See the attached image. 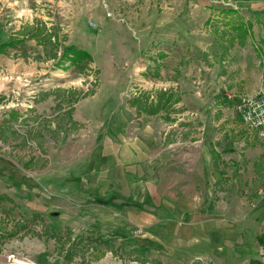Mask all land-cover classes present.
I'll return each instance as SVG.
<instances>
[{
  "label": "rangeland",
  "instance_id": "rangeland-1",
  "mask_svg": "<svg viewBox=\"0 0 264 264\" xmlns=\"http://www.w3.org/2000/svg\"><path fill=\"white\" fill-rule=\"evenodd\" d=\"M251 20L255 35L253 30L248 35L236 30L238 25L246 29ZM262 25L264 0H0V45L21 39L17 33L23 27L55 35L50 40L46 34L40 40L26 36L24 43L0 55V158H17L29 170L38 166V157L47 155L54 142L75 140L80 128L108 117L124 116L129 124L158 128L176 122L192 128L205 122L211 130L220 128L224 144L241 147L236 164L216 170L221 189L237 185L239 191L245 190L249 183L241 182L243 175H264V128L245 125L235 105L222 101V89L236 98L240 84L236 75L247 73L251 82L257 70L264 72L257 53ZM249 45L251 67L245 69L242 64L250 59L243 50ZM72 46L93 60L79 67L61 66L60 58ZM162 48L172 53L173 73L164 83L139 81L140 76L148 82L161 77L155 70L140 72L133 67L158 62ZM182 66L190 68L184 87L174 84ZM217 75L228 79L218 82ZM254 91L249 87L239 98ZM12 110L18 111L14 118ZM191 112L199 113L198 118ZM77 115L83 118L75 121ZM255 184L259 189L263 185L258 179ZM5 197L0 202V264H10V255L23 264L146 263L132 255H105L96 232L80 237L67 228L56 235L42 220L3 209L10 202ZM90 250L93 253L88 254Z\"/></svg>",
  "mask_w": 264,
  "mask_h": 264
},
{
  "label": "crops",
  "instance_id": "crops-1",
  "mask_svg": "<svg viewBox=\"0 0 264 264\" xmlns=\"http://www.w3.org/2000/svg\"><path fill=\"white\" fill-rule=\"evenodd\" d=\"M251 49L249 45L243 50L250 59L242 64L245 69L251 67ZM161 51L158 62L133 67L140 72L155 70L161 77L148 82L140 76L139 81H167L174 67L172 53ZM257 71L251 82L247 73L234 76L240 83L236 98L223 87L222 101L234 105L249 87H255L252 96L264 89V72ZM218 77V82L228 79ZM189 81L190 68L182 66L174 84L184 87ZM189 114L196 119L199 115ZM79 118L83 117L74 120ZM120 118L83 126L75 140L65 144L54 142L47 155L38 157V166L29 170L17 158H0V195L10 201L1 207L42 220L56 235L67 228L80 237L96 232L105 255H132L145 264H259L264 175H243L241 182L249 184L239 191L237 185L221 189L216 174L218 167L238 162L241 147L224 144L220 128L211 130L205 122L192 128L177 122L158 128Z\"/></svg>",
  "mask_w": 264,
  "mask_h": 264
},
{
  "label": "trees",
  "instance_id": "trees-1",
  "mask_svg": "<svg viewBox=\"0 0 264 264\" xmlns=\"http://www.w3.org/2000/svg\"><path fill=\"white\" fill-rule=\"evenodd\" d=\"M230 14H235L236 12L234 10H230L229 11ZM29 27V25L27 26V28ZM254 28V24L249 21L247 22V26H246V29L243 27V25H238L236 27V30H244V33L245 35H248V31L249 33L253 30ZM29 31L28 29L26 28H22L17 34H20L22 36L21 39H12L11 41L9 42H5V43H2L0 45V55H5L8 53V50L9 49H14L16 48L18 45L22 44L25 42V37L27 36L28 38H36V39H39L40 40V37L44 34H46V38L47 40H50L52 39L53 37H55L54 34H51V33H48V31L45 29V30H39L37 29L36 31H33V32H29V34H27ZM46 40V42H48ZM40 42V41H39ZM260 43H261V48H257L258 51V55H260L261 59H262V65L264 66V38H261L260 39ZM93 58L92 56L87 53L86 51H83L81 49H78L74 46L72 47H68L63 56L60 58V62L59 64H62L61 66L65 67L64 64L66 63H69L70 66H75V67H79L81 66L84 62L86 61H92ZM18 113V111L16 110H12L11 111V118H14L15 115ZM6 200V197L5 196H1L0 195V202L2 201H5ZM262 243L264 244V236L262 237Z\"/></svg>",
  "mask_w": 264,
  "mask_h": 264
},
{
  "label": "built area",
  "instance_id": "built-area-1",
  "mask_svg": "<svg viewBox=\"0 0 264 264\" xmlns=\"http://www.w3.org/2000/svg\"><path fill=\"white\" fill-rule=\"evenodd\" d=\"M234 105L236 114L245 125L255 130L264 128V89L254 96L240 97ZM261 194L264 197V189ZM12 259H14V256L10 255L7 261L10 264L20 263ZM11 261L15 262L11 263ZM259 264H264V248L262 249V258Z\"/></svg>",
  "mask_w": 264,
  "mask_h": 264
},
{
  "label": "bare ground",
  "instance_id": "bare-ground-1",
  "mask_svg": "<svg viewBox=\"0 0 264 264\" xmlns=\"http://www.w3.org/2000/svg\"><path fill=\"white\" fill-rule=\"evenodd\" d=\"M27 263H29V264H35V263H32V262H27Z\"/></svg>",
  "mask_w": 264,
  "mask_h": 264
},
{
  "label": "water",
  "instance_id": "water-1",
  "mask_svg": "<svg viewBox=\"0 0 264 264\" xmlns=\"http://www.w3.org/2000/svg\"><path fill=\"white\" fill-rule=\"evenodd\" d=\"M14 264H17V263H14ZM18 264H23V263H18Z\"/></svg>",
  "mask_w": 264,
  "mask_h": 264
}]
</instances>
